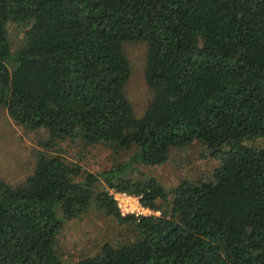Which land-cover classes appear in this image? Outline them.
Listing matches in <instances>:
<instances>
[{
  "label": "trees",
  "instance_id": "16d2710c",
  "mask_svg": "<svg viewBox=\"0 0 264 264\" xmlns=\"http://www.w3.org/2000/svg\"><path fill=\"white\" fill-rule=\"evenodd\" d=\"M130 41L147 45L140 118L124 93ZM0 105L48 134L26 183L0 179V264H64L56 237L92 200L136 238L75 264H264V0H0ZM62 142L133 154L78 180L80 166L44 152ZM193 142L217 163L208 179L170 192L133 180V165ZM99 183L160 216H121Z\"/></svg>",
  "mask_w": 264,
  "mask_h": 264
},
{
  "label": "rangeland",
  "instance_id": "374dc122",
  "mask_svg": "<svg viewBox=\"0 0 264 264\" xmlns=\"http://www.w3.org/2000/svg\"><path fill=\"white\" fill-rule=\"evenodd\" d=\"M21 31V27L16 25L8 27L13 52L21 44ZM123 50L131 68L124 93L135 117L140 118L153 98V92L148 88L144 78L147 45L143 41H130L123 44ZM47 140L48 134L44 130L31 131L16 124L6 109L0 105V179L12 186L26 183L34 172L40 152L43 151L39 143ZM259 144L261 142L257 141L253 145ZM44 152L60 156L66 162L80 166L83 171L78 180H83L87 174H97L112 166L126 163L133 154V150L115 151L112 145L91 147L85 146L82 142L73 144L62 142ZM133 167L141 172L132 175L133 180L144 181L153 178L170 192L180 181L195 183L200 179H208L217 163L205 153L200 143L193 142L186 148H171L167 162L161 166L145 167L136 164ZM97 191L108 189L99 183ZM146 212L151 217L160 216L158 211ZM134 238H136L134 229L119 226L113 217L108 216L105 210L99 209L92 200L81 217L64 221L55 240V250L62 263L75 264L83 258L96 255L106 243L118 244Z\"/></svg>",
  "mask_w": 264,
  "mask_h": 264
},
{
  "label": "built area",
  "instance_id": "2783aa9c",
  "mask_svg": "<svg viewBox=\"0 0 264 264\" xmlns=\"http://www.w3.org/2000/svg\"><path fill=\"white\" fill-rule=\"evenodd\" d=\"M108 192L112 196L121 216L134 215L136 217H151L146 212H150L151 209L143 207L140 204L139 197L114 190H108Z\"/></svg>",
  "mask_w": 264,
  "mask_h": 264
}]
</instances>
